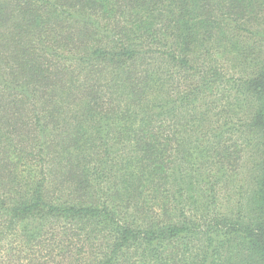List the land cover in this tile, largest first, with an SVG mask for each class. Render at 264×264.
I'll list each match as a JSON object with an SVG mask.
<instances>
[{
    "label": "trees",
    "instance_id": "1",
    "mask_svg": "<svg viewBox=\"0 0 264 264\" xmlns=\"http://www.w3.org/2000/svg\"><path fill=\"white\" fill-rule=\"evenodd\" d=\"M0 264H264V0H0Z\"/></svg>",
    "mask_w": 264,
    "mask_h": 264
},
{
    "label": "rangeland",
    "instance_id": "2",
    "mask_svg": "<svg viewBox=\"0 0 264 264\" xmlns=\"http://www.w3.org/2000/svg\"><path fill=\"white\" fill-rule=\"evenodd\" d=\"M243 167L244 168H242V170L240 171V173L238 174V176L234 178L233 188L231 189V192L232 193H230V197L231 198L230 197L228 199L223 198L222 200L219 201L218 206L221 204V202L226 203L228 205L231 202V204L233 206V204H234V200L233 199H235L236 205H237V203L239 201H242L243 202V199L242 198H239V197H236L235 198L234 197V193H233V189L235 188V186L237 188L243 187L244 189H246L248 186H252L253 185L252 179H251V177H252V174L251 173L252 172L251 171H247V165H246L245 161H244ZM232 195H233V197H232Z\"/></svg>",
    "mask_w": 264,
    "mask_h": 264
}]
</instances>
